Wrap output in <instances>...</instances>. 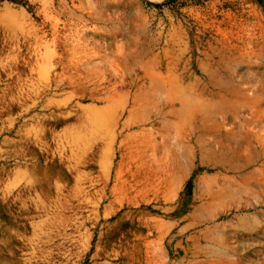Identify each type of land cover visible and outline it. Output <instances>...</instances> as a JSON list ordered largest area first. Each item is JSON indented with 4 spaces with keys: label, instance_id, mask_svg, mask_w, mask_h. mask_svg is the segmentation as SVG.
I'll use <instances>...</instances> for the list:
<instances>
[{
    "label": "rangeland",
    "instance_id": "374dc122",
    "mask_svg": "<svg viewBox=\"0 0 264 264\" xmlns=\"http://www.w3.org/2000/svg\"><path fill=\"white\" fill-rule=\"evenodd\" d=\"M0 264H264V0H0Z\"/></svg>",
    "mask_w": 264,
    "mask_h": 264
}]
</instances>
